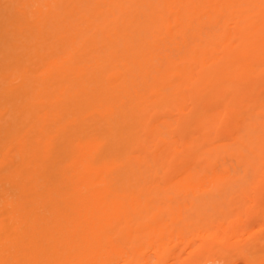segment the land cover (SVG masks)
I'll list each match as a JSON object with an SVG mask.
<instances>
[{
    "label": "bare ground",
    "instance_id": "1",
    "mask_svg": "<svg viewBox=\"0 0 264 264\" xmlns=\"http://www.w3.org/2000/svg\"><path fill=\"white\" fill-rule=\"evenodd\" d=\"M0 264H264V0H0Z\"/></svg>",
    "mask_w": 264,
    "mask_h": 264
}]
</instances>
